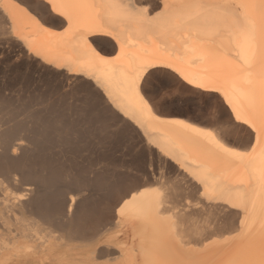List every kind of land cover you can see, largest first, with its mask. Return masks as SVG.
Instances as JSON below:
<instances>
[{
  "label": "bare ground",
  "instance_id": "1",
  "mask_svg": "<svg viewBox=\"0 0 264 264\" xmlns=\"http://www.w3.org/2000/svg\"><path fill=\"white\" fill-rule=\"evenodd\" d=\"M0 264H264V0H0Z\"/></svg>",
  "mask_w": 264,
  "mask_h": 264
},
{
  "label": "rangeland",
  "instance_id": "2",
  "mask_svg": "<svg viewBox=\"0 0 264 264\" xmlns=\"http://www.w3.org/2000/svg\"><path fill=\"white\" fill-rule=\"evenodd\" d=\"M107 47V44H100L102 51H105ZM166 76L165 74H157L150 79V87L159 108L169 111H178L186 116L197 118L199 121H224V119H227L226 111L221 101L216 98L215 95L207 92H195L185 84ZM209 116H211V120H209ZM228 139L235 145H240L242 142V133L235 130L232 134L228 135Z\"/></svg>",
  "mask_w": 264,
  "mask_h": 264
},
{
  "label": "snow or ice",
  "instance_id": "3",
  "mask_svg": "<svg viewBox=\"0 0 264 264\" xmlns=\"http://www.w3.org/2000/svg\"><path fill=\"white\" fill-rule=\"evenodd\" d=\"M209 120H211V116H209Z\"/></svg>",
  "mask_w": 264,
  "mask_h": 264
}]
</instances>
